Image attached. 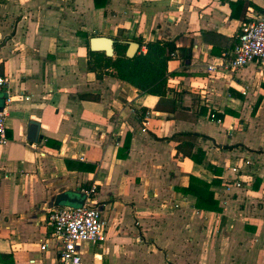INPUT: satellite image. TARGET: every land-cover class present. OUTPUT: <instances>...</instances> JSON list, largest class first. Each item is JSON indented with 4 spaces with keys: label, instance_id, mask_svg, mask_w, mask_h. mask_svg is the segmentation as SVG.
<instances>
[{
    "label": "crops",
    "instance_id": "obj_1",
    "mask_svg": "<svg viewBox=\"0 0 264 264\" xmlns=\"http://www.w3.org/2000/svg\"><path fill=\"white\" fill-rule=\"evenodd\" d=\"M262 17L264 0H0V76L12 94L6 105L0 92V264H59L46 210L91 186L106 226L77 246L82 264H264V66L207 69ZM93 37L114 51L136 42L137 53L172 41L186 55L168 62L160 99L87 70ZM178 133L199 135L200 163L170 140ZM191 176L214 181L218 212L183 193Z\"/></svg>",
    "mask_w": 264,
    "mask_h": 264
},
{
    "label": "built area",
    "instance_id": "obj_2",
    "mask_svg": "<svg viewBox=\"0 0 264 264\" xmlns=\"http://www.w3.org/2000/svg\"><path fill=\"white\" fill-rule=\"evenodd\" d=\"M241 1L250 2L251 0ZM174 56L175 54L172 53L170 58L173 59ZM252 63L264 66V17L256 21L243 22L231 59L226 64L222 61L212 64L207 69L215 70L216 67H225L229 70H237ZM7 85L8 80L0 76V92L4 91L7 94L5 104L9 105L12 103V94ZM142 117L147 120L149 115L144 112ZM5 118L6 112L3 109L0 112V147L8 143ZM243 165H250V161L245 160ZM232 171L238 174L240 168L233 167ZM235 184L239 186V182ZM81 193L85 197V203L82 206L49 207L46 210L47 224L52 229L51 239L57 244L59 264H82L77 246L82 242L95 243L102 239L106 223L98 209L88 203L95 193V187L83 189ZM40 248L43 251L47 250L45 245Z\"/></svg>",
    "mask_w": 264,
    "mask_h": 264
},
{
    "label": "trees",
    "instance_id": "obj_3",
    "mask_svg": "<svg viewBox=\"0 0 264 264\" xmlns=\"http://www.w3.org/2000/svg\"><path fill=\"white\" fill-rule=\"evenodd\" d=\"M144 46L146 52L140 51L132 58L125 56L127 45L117 44L115 46V58L107 57L103 52L91 51L88 48L86 68L96 73L97 77H100L99 73L102 70L110 71L108 75L132 86L139 93L154 95L162 99L170 91L167 86V64L171 60L170 55L177 50L185 55L186 52L183 48H177L172 41H149ZM198 137L199 135L195 133H178L170 140L179 142L177 149L183 155L195 163H200L204 158V152L197 149L196 155L192 154L194 143ZM124 146L127 147L128 142ZM210 169L216 170L214 167H210ZM213 183L214 181L208 183L191 176L187 188L183 189V193L195 198L194 207L196 209L218 212L220 210L218 202L210 190Z\"/></svg>",
    "mask_w": 264,
    "mask_h": 264
},
{
    "label": "water",
    "instance_id": "obj_4",
    "mask_svg": "<svg viewBox=\"0 0 264 264\" xmlns=\"http://www.w3.org/2000/svg\"><path fill=\"white\" fill-rule=\"evenodd\" d=\"M115 41L107 37H93L89 40V49L91 51H101L105 56L112 58L115 55L114 51ZM139 48V44L136 42H129L125 56L132 58L135 56ZM2 108L0 107V112ZM30 136L29 139L32 142L37 140L39 124L35 122H30ZM81 199L71 198L67 193L59 194L56 196L54 204L51 207H59L62 204H76L77 206H82L85 203V197L80 195Z\"/></svg>",
    "mask_w": 264,
    "mask_h": 264
},
{
    "label": "rangeland",
    "instance_id": "obj_5",
    "mask_svg": "<svg viewBox=\"0 0 264 264\" xmlns=\"http://www.w3.org/2000/svg\"><path fill=\"white\" fill-rule=\"evenodd\" d=\"M114 57H116V55H114Z\"/></svg>",
    "mask_w": 264,
    "mask_h": 264
}]
</instances>
